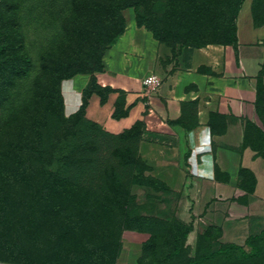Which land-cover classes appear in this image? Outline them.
<instances>
[{
    "label": "rangeland",
    "instance_id": "obj_1",
    "mask_svg": "<svg viewBox=\"0 0 264 264\" xmlns=\"http://www.w3.org/2000/svg\"><path fill=\"white\" fill-rule=\"evenodd\" d=\"M241 1L0 0V264L171 258L172 241L187 226L178 216L181 194L171 186L183 141L144 135L141 124L108 132L87 119L85 107L103 91L104 54L123 30L126 10L181 70L183 52L222 51L233 41V9ZM157 77L151 89L162 84ZM257 111L245 146L264 159V70ZM38 146H46L43 155ZM202 235L203 251L218 247L217 230ZM196 239L193 231L186 236L190 255Z\"/></svg>",
    "mask_w": 264,
    "mask_h": 264
},
{
    "label": "crops",
    "instance_id": "obj_2",
    "mask_svg": "<svg viewBox=\"0 0 264 264\" xmlns=\"http://www.w3.org/2000/svg\"><path fill=\"white\" fill-rule=\"evenodd\" d=\"M235 25V42L222 51L183 52L180 70L126 10L124 31L106 50L98 77L105 91L89 96L85 116L114 134L140 122L144 135L182 140L171 180L181 194L179 219L197 235L217 230L220 242L243 244L264 230V159L244 142L247 123L258 121L264 0H243ZM150 74L162 79L156 89L143 87Z\"/></svg>",
    "mask_w": 264,
    "mask_h": 264
},
{
    "label": "trees",
    "instance_id": "obj_3",
    "mask_svg": "<svg viewBox=\"0 0 264 264\" xmlns=\"http://www.w3.org/2000/svg\"><path fill=\"white\" fill-rule=\"evenodd\" d=\"M242 1L238 3L237 6H235L233 9V12L235 13V20ZM235 29L236 25L234 22V38L233 41L230 42V44L235 42ZM123 31L124 28L121 32L117 33V36H120ZM102 90L105 91V89ZM98 91L102 92L100 90ZM119 114H121V111L116 112L115 116H118ZM137 124L141 123L139 122ZM137 124H135L131 129H133ZM45 147L46 146H43L37 149L40 155H43V153L45 152ZM49 151H52V149ZM190 230L191 225L184 226L182 231V239L179 241L174 239L172 241L173 248L169 253L171 255V258H163L162 264H264V230L260 231L258 234L248 236L245 239L243 245L232 242H219L218 247L211 251L202 250L204 239H202V234H198L193 255H190L191 247L185 244L186 236L190 232ZM178 254L183 255L182 259L179 260V258H176Z\"/></svg>",
    "mask_w": 264,
    "mask_h": 264
},
{
    "label": "built area",
    "instance_id": "obj_4",
    "mask_svg": "<svg viewBox=\"0 0 264 264\" xmlns=\"http://www.w3.org/2000/svg\"><path fill=\"white\" fill-rule=\"evenodd\" d=\"M159 78L155 75V74H150V75H147L142 83H143V87L146 89V88H154L156 87L157 85H159Z\"/></svg>",
    "mask_w": 264,
    "mask_h": 264
}]
</instances>
